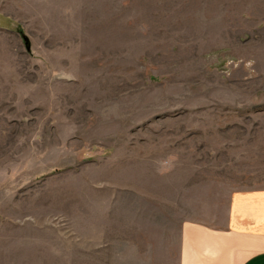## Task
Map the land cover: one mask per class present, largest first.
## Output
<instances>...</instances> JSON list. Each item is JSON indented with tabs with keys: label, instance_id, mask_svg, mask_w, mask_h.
<instances>
[{
	"label": "rangeland",
	"instance_id": "obj_1",
	"mask_svg": "<svg viewBox=\"0 0 264 264\" xmlns=\"http://www.w3.org/2000/svg\"><path fill=\"white\" fill-rule=\"evenodd\" d=\"M261 185L264 0H0V264H173Z\"/></svg>",
	"mask_w": 264,
	"mask_h": 264
},
{
	"label": "crops",
	"instance_id": "obj_2",
	"mask_svg": "<svg viewBox=\"0 0 264 264\" xmlns=\"http://www.w3.org/2000/svg\"><path fill=\"white\" fill-rule=\"evenodd\" d=\"M197 195L209 218L182 222L173 264H264V185Z\"/></svg>",
	"mask_w": 264,
	"mask_h": 264
}]
</instances>
